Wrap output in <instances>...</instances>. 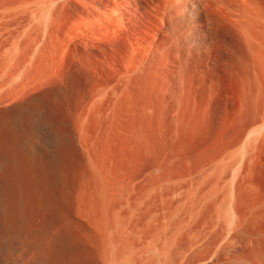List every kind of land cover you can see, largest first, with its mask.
Masks as SVG:
<instances>
[{"label":"rangeland","instance_id":"obj_1","mask_svg":"<svg viewBox=\"0 0 264 264\" xmlns=\"http://www.w3.org/2000/svg\"><path fill=\"white\" fill-rule=\"evenodd\" d=\"M0 264H264V0H0Z\"/></svg>","mask_w":264,"mask_h":264}]
</instances>
